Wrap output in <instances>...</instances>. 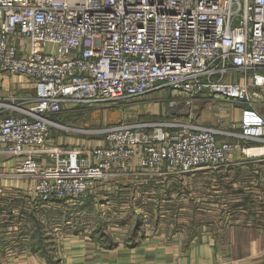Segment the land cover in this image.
Segmentation results:
<instances>
[{
	"label": "built area",
	"instance_id": "built-area-1",
	"mask_svg": "<svg viewBox=\"0 0 264 264\" xmlns=\"http://www.w3.org/2000/svg\"><path fill=\"white\" fill-rule=\"evenodd\" d=\"M256 86L264 87V0H0V163L16 159L6 175L33 179L40 207L86 199L98 183L140 171L220 168L238 149L264 156ZM156 91L170 96V114L71 128L102 136L85 147L55 139L69 128L59 113ZM206 96L243 99L238 132L194 115Z\"/></svg>",
	"mask_w": 264,
	"mask_h": 264
},
{
	"label": "crops",
	"instance_id": "crops-1",
	"mask_svg": "<svg viewBox=\"0 0 264 264\" xmlns=\"http://www.w3.org/2000/svg\"><path fill=\"white\" fill-rule=\"evenodd\" d=\"M27 90L24 93L34 96L33 89ZM226 120L224 118L220 123L225 124L228 122ZM62 138L68 147L88 143L83 137L59 136V139ZM59 139L57 142H61ZM234 161L245 163L254 160L245 154L236 153L230 162ZM15 164V158L0 163V172L4 173L0 175V180L6 184L0 185V194L3 195L0 201L9 197V201L0 202V264H264V218L241 217L230 221L227 224L229 229L222 232L209 227L198 231L188 225L177 227L162 221L161 224L160 221L158 224L151 223L147 230L140 232L136 219H127V215H123L113 218L115 227L122 226L119 230H130V233L118 235L116 232L109 233L107 226L97 219L98 211H91V205H87L91 200H103L98 198L103 194L98 192V188L91 193L98 194L93 199L87 197L78 202L60 199L47 203L40 207L43 216L39 217V207L33 198L34 180L6 175L14 173ZM238 167L240 169L231 171L237 189L235 200L239 208L253 209L258 197L257 191H253L258 184V171L246 169L252 167L245 164H239ZM137 169L131 168L132 171ZM8 178L14 179L12 184H9L11 181ZM19 194H25V198L31 200L24 204V210L19 209L15 200H10ZM105 200L109 201L107 197ZM95 208L98 210L97 202ZM88 212H91L92 218L95 217L86 224V218L90 216ZM123 212L120 211V214ZM17 215H20V221ZM35 217L40 218V223L49 226L47 233L41 235V245L40 235L36 233L38 225L35 224ZM100 223L103 224L104 236L97 233ZM224 224L223 218L209 221V226ZM108 226L113 225L108 223ZM104 237L106 240L109 237L114 244H105Z\"/></svg>",
	"mask_w": 264,
	"mask_h": 264
},
{
	"label": "rangeland",
	"instance_id": "rangeland-1",
	"mask_svg": "<svg viewBox=\"0 0 264 264\" xmlns=\"http://www.w3.org/2000/svg\"><path fill=\"white\" fill-rule=\"evenodd\" d=\"M14 79L15 80L12 81L13 83L20 78L14 77ZM262 89H264V87H252L250 89L251 97H255L254 92L261 93L263 91ZM16 92L17 94H27L24 92H28V90L27 88H16L15 93ZM169 99L170 96L156 91L148 96L124 104L81 107L74 112L59 113L56 116L63 123L68 124L69 128L66 131L57 129L58 132H55V139L57 141L59 136L64 137L67 135L69 137H83L88 142L83 147L93 143H99L102 140L101 135L85 134L71 128H102L118 122L121 117L124 116L131 118L136 115L161 117L162 114L169 113ZM244 104L245 102L243 99L237 102H229L222 99H215L213 96L197 97L194 101L192 110L200 121L220 124L227 129L231 126V129L238 132V126L233 127V123H238L237 120L240 117L241 108ZM238 109H240V112ZM237 111L239 112L238 115ZM185 112L186 111H183L184 114ZM221 117L226 118V121L229 123L226 122L225 124H221ZM60 140L61 142L59 143L64 144V139L62 138L59 139V141ZM240 142L242 141L240 140ZM247 144L255 143L248 142ZM233 153L242 154L239 149L235 150ZM249 157L254 161L245 163H239L237 161L229 162L228 165L220 168L202 167L192 172L166 174L154 177H146L140 171V173L134 176L129 175L130 177L112 178L98 183V192L103 194L99 196L98 194H91L88 196L92 199L98 196V198L101 197L103 200H91L92 202L87 205H91V211H98L97 219H100L101 222L107 226L109 233L110 231L114 234L116 232L118 235L122 232L130 233V230H119L122 226L115 227V225H113L109 227L108 223H114L117 217H122L123 215H127V219H136L140 232L147 230L151 223L158 224L159 221L160 224L162 221L164 224L176 225L177 227L188 225L198 231H201V229L205 227H209L222 232L223 230H228L229 226L227 224L235 219L241 217L254 219L256 217L264 218V174L261 173L264 172V156L262 152L255 151L254 154ZM239 164L251 166L252 168L246 169L258 171L256 173L258 175V184L253 189V191H257L258 197L253 209L245 210L239 208L240 205H237L238 202L235 200V192L237 189H235V178L231 171L240 169V167H238ZM8 179L11 181L9 184H12L14 179ZM0 185L4 186L6 184L0 180ZM33 186H35V183ZM2 197L3 195L0 194V199ZM25 197V194H19L16 198L10 200L11 202L15 200L19 209L24 210V204L31 201L29 197ZM106 197L107 200H109L108 202L105 200ZM3 201H9V197ZM93 201L97 202L98 210H96L95 202ZM37 202L39 204L38 199ZM107 206H110V209H107ZM38 207V216L42 217L43 212L40 210L39 205ZM120 211H124L122 215ZM88 214L90 215L91 212H88ZM94 217L95 215L93 218L90 215L86 218L87 222L85 223H90L93 221ZM17 218L20 221V215H17ZM221 218L224 219V225L219 227L209 226V221L213 222V219ZM41 224L43 227L42 234L47 233L49 226L46 223Z\"/></svg>",
	"mask_w": 264,
	"mask_h": 264
},
{
	"label": "trees",
	"instance_id": "trees-1",
	"mask_svg": "<svg viewBox=\"0 0 264 264\" xmlns=\"http://www.w3.org/2000/svg\"><path fill=\"white\" fill-rule=\"evenodd\" d=\"M34 221H35V224H37L38 225V227H37V229H36V233L37 234H39L40 235V241H42V242H40L39 243V245H41L42 243H43V237H41V235H42V225H41V220H40V218H37V217H35L34 218ZM97 233H99L100 234V236H104L105 235V233L103 232V224H101L100 223V226H99V228L97 229ZM104 239H105V237H104ZM36 243V242H35ZM34 243V244H35ZM105 244H107L108 246H112L114 243L112 242V240L108 237V239L106 240L105 239ZM48 252V251H47Z\"/></svg>",
	"mask_w": 264,
	"mask_h": 264
}]
</instances>
